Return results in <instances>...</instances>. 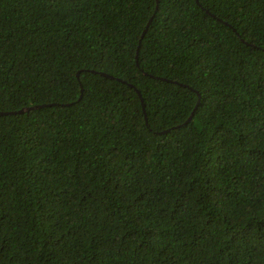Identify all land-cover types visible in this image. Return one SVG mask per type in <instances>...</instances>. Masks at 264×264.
<instances>
[{"label":"trees","instance_id":"trees-1","mask_svg":"<svg viewBox=\"0 0 264 264\" xmlns=\"http://www.w3.org/2000/svg\"><path fill=\"white\" fill-rule=\"evenodd\" d=\"M156 4L0 0V264H264V0Z\"/></svg>","mask_w":264,"mask_h":264},{"label":"water","instance_id":"water-1","mask_svg":"<svg viewBox=\"0 0 264 264\" xmlns=\"http://www.w3.org/2000/svg\"><path fill=\"white\" fill-rule=\"evenodd\" d=\"M157 1V4H156V8L158 7V0ZM197 1V0H196ZM154 15V14H153ZM153 15L149 18V20L147 21L142 33H141V38L139 39V43H138V48H137V55L136 57L138 56V49H139V46H140V42H141V39L142 37L144 36L151 20H152V17ZM78 76V74H77ZM82 91V89H81ZM82 96V94H80V97ZM199 98H200V94H198V101H197V104L199 103ZM197 104L195 105V107L197 106ZM44 104H36V105H31V106H26V107H22V108H19L18 110H12V111H0V114H15V113H22V112H25V111H29L30 109H35V108H38V107H41L43 106ZM142 107H143V110H144V106L142 104ZM192 115L193 113L191 112V114L189 115V117L187 118L186 122H188L191 118H192ZM145 118H146V114H145Z\"/></svg>","mask_w":264,"mask_h":264}]
</instances>
